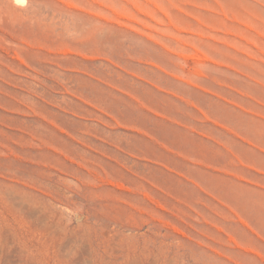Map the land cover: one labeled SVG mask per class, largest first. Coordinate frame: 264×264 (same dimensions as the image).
Returning <instances> with one entry per match:
<instances>
[{
  "label": "rangeland",
  "instance_id": "rangeland-1",
  "mask_svg": "<svg viewBox=\"0 0 264 264\" xmlns=\"http://www.w3.org/2000/svg\"><path fill=\"white\" fill-rule=\"evenodd\" d=\"M0 264H264V0H0Z\"/></svg>",
  "mask_w": 264,
  "mask_h": 264
}]
</instances>
